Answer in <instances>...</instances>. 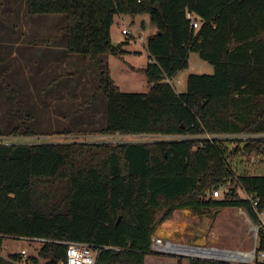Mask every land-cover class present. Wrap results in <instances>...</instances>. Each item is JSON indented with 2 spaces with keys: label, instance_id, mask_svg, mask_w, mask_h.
Returning <instances> with one entry per match:
<instances>
[{
  "label": "trees",
  "instance_id": "obj_1",
  "mask_svg": "<svg viewBox=\"0 0 264 264\" xmlns=\"http://www.w3.org/2000/svg\"><path fill=\"white\" fill-rule=\"evenodd\" d=\"M156 3L162 14L153 8ZM25 5L32 16L64 15L66 52L81 55L82 67L93 62L98 87L85 103L99 91L106 99L99 132L192 137L0 141V244L6 237L46 239L23 264H38L39 258L42 264H60L67 241L109 246L98 252L95 264H155L167 255L150 250L152 235L177 209L241 207L255 217L237 190L257 194L264 206V174L235 176L227 156L237 148L228 153L221 141L202 135L264 134V0H26ZM187 11L198 16L197 28ZM124 13H146L157 27L146 44L147 92L120 90L103 58L125 53L110 35L114 15ZM191 51L214 71L189 74L186 91L177 93L166 80L187 67ZM6 91L18 118L7 134L35 135L33 117L17 92L9 85ZM245 142L249 154L264 148V137ZM221 186L224 197L213 198L212 188ZM20 261L19 254H0V264ZM182 262L179 257L176 264Z\"/></svg>",
  "mask_w": 264,
  "mask_h": 264
},
{
  "label": "rangeland",
  "instance_id": "obj_2",
  "mask_svg": "<svg viewBox=\"0 0 264 264\" xmlns=\"http://www.w3.org/2000/svg\"><path fill=\"white\" fill-rule=\"evenodd\" d=\"M25 4L26 0H0V141L116 143L173 138L157 134L116 133L107 136L99 132L106 120V99L99 91L91 104L85 103L98 87L93 62L87 60L82 67L81 55L68 53L69 57L60 56L63 48L67 53L66 36L60 31L66 25L64 15L32 16L27 13ZM122 29L127 33L123 34ZM156 30V25L146 13L114 15L110 28L112 42L120 44L125 53L118 56L107 54L103 58L109 65L114 83L122 91L149 90L150 84L143 69L148 62L147 39ZM213 71L211 63L191 51L187 67L166 81L177 93H181L186 91L189 74H212ZM7 85L17 92L23 107L32 115L30 126L35 135L7 134L18 122L17 114L12 112L13 102L6 91ZM63 130L68 133H59ZM220 141L228 153L237 148L238 153L227 156L235 176L264 174V148L260 152L247 153L243 148L246 143L244 135L224 136ZM223 188L221 186L222 191ZM237 191L239 196H244L241 189ZM219 198H222V193ZM242 212L228 207H214L200 212L190 208L177 209L170 219L156 225L153 236L159 235L176 242L246 249L250 246L251 234L243 209ZM39 247L34 242L6 237L0 244V254L6 257L25 250L28 255L36 256ZM178 258L174 255L160 256L155 264H176ZM182 260L183 264L188 263L187 258ZM43 261L39 258L38 264Z\"/></svg>",
  "mask_w": 264,
  "mask_h": 264
},
{
  "label": "built area",
  "instance_id": "obj_3",
  "mask_svg": "<svg viewBox=\"0 0 264 264\" xmlns=\"http://www.w3.org/2000/svg\"><path fill=\"white\" fill-rule=\"evenodd\" d=\"M186 18L189 20L193 28L199 26L198 16L192 12H186ZM123 34L127 31L122 29ZM234 135H244L246 139L249 137H264V134H222V133H205L202 137L220 141L224 136H234ZM174 138H188L192 137L190 135H177ZM224 190L221 187L212 188V197L215 199L219 198L222 193V198L224 197ZM222 191V192H221ZM244 196L242 198L249 201L251 208L254 212L255 217L251 218L245 209L239 207L238 210L244 214L248 221V230L251 234L250 236V246L246 249L239 248H228L219 247L217 245H207L206 243H188V242H176L170 239L163 238L159 235H152L150 242V250L155 253H160L164 255H174L177 257H185L188 260H201L207 262V264H264V206H260L261 199L257 194L247 193L242 190ZM243 213V212H242ZM22 240L34 242L37 244L46 241L44 238H19ZM67 245L66 248V259L60 264H95L96 256L102 249H108L109 246H100L94 248L92 245L85 242L78 241H67L64 242ZM20 262L23 264L24 260L27 258L28 254L25 250H21L19 253Z\"/></svg>",
  "mask_w": 264,
  "mask_h": 264
},
{
  "label": "crops",
  "instance_id": "obj_4",
  "mask_svg": "<svg viewBox=\"0 0 264 264\" xmlns=\"http://www.w3.org/2000/svg\"><path fill=\"white\" fill-rule=\"evenodd\" d=\"M60 53V56H65V57H69V55L70 54H68V53H65L64 52V48L61 50V52H59ZM57 56H58V54H57ZM51 61H54V60H51ZM58 62V61H57ZM113 79V78H112ZM118 86V85H117ZM119 87V86H118ZM121 90V89H120ZM107 135V134H106ZM107 136H110V135H107ZM17 142H24V141H17Z\"/></svg>",
  "mask_w": 264,
  "mask_h": 264
},
{
  "label": "water",
  "instance_id": "obj_5",
  "mask_svg": "<svg viewBox=\"0 0 264 264\" xmlns=\"http://www.w3.org/2000/svg\"><path fill=\"white\" fill-rule=\"evenodd\" d=\"M153 8H154L155 10H157L160 14H162V11H161V9H160L158 3H156V4L153 6ZM112 43H113V46H115V47L118 45V44L115 43V42H112Z\"/></svg>",
  "mask_w": 264,
  "mask_h": 264
}]
</instances>
